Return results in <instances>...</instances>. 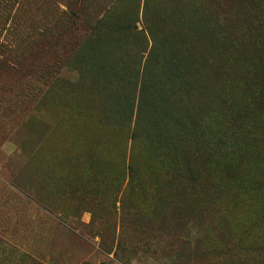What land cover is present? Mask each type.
Masks as SVG:
<instances>
[{
  "label": "rangeland",
  "instance_id": "1",
  "mask_svg": "<svg viewBox=\"0 0 264 264\" xmlns=\"http://www.w3.org/2000/svg\"><path fill=\"white\" fill-rule=\"evenodd\" d=\"M261 92L264 0H0V264H264Z\"/></svg>",
  "mask_w": 264,
  "mask_h": 264
},
{
  "label": "trees",
  "instance_id": "2",
  "mask_svg": "<svg viewBox=\"0 0 264 264\" xmlns=\"http://www.w3.org/2000/svg\"><path fill=\"white\" fill-rule=\"evenodd\" d=\"M88 1L89 0H71V3L76 2L79 3V5H83V3H87ZM54 7H55L54 17H56V20H61V19L68 20L69 11L61 12L59 9H57L56 5ZM67 10H69V8H67ZM260 96L264 97V92H261Z\"/></svg>",
  "mask_w": 264,
  "mask_h": 264
}]
</instances>
